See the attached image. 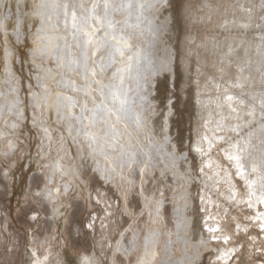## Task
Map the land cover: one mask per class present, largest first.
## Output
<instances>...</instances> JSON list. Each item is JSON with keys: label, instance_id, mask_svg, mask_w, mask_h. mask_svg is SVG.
Returning a JSON list of instances; mask_svg holds the SVG:
<instances>
[{"label": "rangeland", "instance_id": "obj_1", "mask_svg": "<svg viewBox=\"0 0 264 264\" xmlns=\"http://www.w3.org/2000/svg\"><path fill=\"white\" fill-rule=\"evenodd\" d=\"M54 1L0 0V264H264V0Z\"/></svg>", "mask_w": 264, "mask_h": 264}, {"label": "bare ground", "instance_id": "obj_2", "mask_svg": "<svg viewBox=\"0 0 264 264\" xmlns=\"http://www.w3.org/2000/svg\"><path fill=\"white\" fill-rule=\"evenodd\" d=\"M33 1H34V0H33ZM29 2H30V1H29ZM39 2H40V1H39ZM46 2H47V1H46ZM54 2H57V1L55 0ZM30 3H31V2H30ZM61 3H62V2H61ZM61 3H59V4H61ZM64 3H65V2H64ZM67 3H68V2H67ZM34 4H36V3H34ZM40 4H41V3H40ZM46 4H47V3H46ZM13 5H14V4H13ZM48 5H49V4H48ZM50 5H51V4H50ZM54 5H55V4H54ZM69 5H71V4H69ZM37 6H38V5H37ZM43 6H45V5H43ZM38 7H39V6H38ZM47 7H48V6H47ZM61 7H62V6H61ZM36 8H37V7H36ZM40 8H41V7H40ZM38 9H39V8H38ZM43 9H44V8H43ZM48 9H49V8H48ZM55 9H56V8H55ZM58 9H59V7H58ZM61 9H62V8H61ZM39 10H42V9H39ZM39 10H37V11H39ZM46 10H47V9H46ZM59 10H60V9H59ZM44 11H45V10H44ZM62 11H63V10H62ZM62 11H61V13H62ZM92 11H93V9H92ZM92 11H91V12H92ZM94 11H95V10H94ZM94 11H93V12H94ZM42 12H43V11H42ZM47 13H48V12H47ZM107 13H108V11H107ZM25 14H26V13H25ZM51 14H53V13H51ZM57 14H59V13H57ZM44 15H46V14L43 13V17H45V19H46L48 16L46 17V16H44ZM62 15H63V14H62ZM77 15H78V14H77ZM94 15H95V13H94ZM108 15H109V13H108ZM41 16H42V15H41ZM49 16H51V15H49ZM59 16H60V15H59ZM91 16H92V15H91ZM110 17H111V16H110ZM95 18H96V17H95ZM39 19H40V18H39ZM65 19H66V18H65ZM65 19L63 18L61 21L65 20ZM69 19H71V18H70V15H69ZM78 19H80V18H78ZM90 19H91V18H90ZM92 19H93V18H92ZM92 19H91V20H92ZM97 19H98V18H97ZM80 20H82V18H81ZM80 20H79V21H80ZM85 20H86V19H85ZM107 20H108V18H107ZM48 21H50V19H48ZM71 21H72V20H71ZM99 21H100V18H99ZM102 21H103V19H102ZM109 21H110V20H109ZM109 21H108V23H109ZM46 22H47V20H46ZM92 22H93V21H92ZM92 22H91V23H92ZM18 23H19V22H18ZM70 23H71V22H70ZM82 23H83V22H80L81 25H82ZM88 23H89V22H88ZM103 23H104V22H103ZM111 23H112V22H111ZM39 24H40V23H39ZM44 24H45V23H44ZM46 24H47V23H46ZM50 24H51V22H50ZM64 24H65V23H64ZM89 24H90V23H89ZM101 24H102V23H101ZM21 25H22V24H21ZM74 25H75V24H74ZM74 25H73V26H74ZM85 25H86V24L84 23V26H83V27H86ZM102 25H103V24H102ZM108 25H109V24H108ZM108 25H107V26H108ZM112 25H114V24L112 23ZM51 26H52V25H51ZM65 26H66V25H65ZM68 26H69V25H68ZM73 26H71V27H73ZM75 26H76V25H75ZM44 27H46V25H45ZM87 27H88V26H87ZM87 27H86V28H87ZM109 27H110V25H109ZM109 27H108V28H109ZM48 28H50V27H48ZM69 28H70V27H69ZM77 28H78V27H77ZM102 28H103V27H102ZM104 28H105V27H104ZM36 29H37V28H36ZM42 29H44V28H42ZM70 29H71V28H70ZM110 29H111V28H110ZM40 30H41V29H40ZM49 30H50V29H49ZM76 30H77V29H76ZM84 30H86V29H84ZM84 30H82L83 33H84ZM104 30H105V29H104ZM46 31H47V30H46ZM51 31H52V30H51ZM73 31H74V28H73ZM73 31H72V32H73ZM77 31H78V30H77ZM79 31H80V30H79ZM82 31H81V32H82ZM102 31H103V30H102ZM106 31H107V30H106ZM19 32H21V31H18V33H19ZM68 32H69V31H68ZM75 32H76V31H75ZM108 32H109V30H108ZM108 32H107V33H108ZM46 33H47V32H46ZM51 33H52V32H51ZM69 33H71V32H69ZM14 34H15V33H14ZM19 34H20V33H19ZM27 34H28V33H27ZM66 34H67V33H66ZM76 34H77V33H76ZM81 34H82V33H81ZM91 34H92V33H91ZM93 34H94V33H93ZM104 34H105V33H104ZM109 34H110V33H109ZM112 34H113V33H112ZM28 35H29V34H28ZM44 35H45V33H44ZM55 35H56V33H55ZM70 35H71V34H70ZM74 35H75V33H74ZM78 35H79V34H78ZM88 35H90V34L88 33ZM95 35H96V34H95ZM98 35H99V34H98ZM9 36H10V35H9ZM13 36H14V35H13ZM13 36H12V37H13ZM22 36H23V35H22ZM22 36H21V37H22ZM42 36H43V35H42ZM56 36H57V35H56ZM71 36H72V35H71ZM82 36H83V35H82ZM86 36H87V34H86ZM92 36H93V35H92ZM101 36H102V35H101ZM104 36H105V35H104ZM104 36H103V37H104ZM14 37H15V36H14ZM50 37H51V36H50ZM50 37H49V38H50ZM52 37H53V36H52ZM52 37H51V38H52ZM74 37H75V36H74ZM89 37H90V36H89ZM108 37H109V36H108ZM39 38H40V37H39ZM42 38H43V37H42ZM44 38H45V36H44ZM46 38H48V37H46ZM54 38H56V37H54ZM54 38H53V39H54ZM76 38H77V37H76ZM83 38H85V37H83ZM87 38H88V37H87ZM87 38H86V39H87ZM96 38H98V39L100 40V38H102V37H100V38H99V37H96ZM111 38H112V37H111ZM113 38H114V36H113ZM113 38H112V39H113ZM70 39H71V37H70ZM79 39H80V38H79ZM102 39H103V38H102ZM104 39L106 40V38H104ZM109 39H110V37H109ZM0 40H1V39H0ZM47 40H48V39H47ZM90 40H91V38H90ZM56 41H57V40H56ZM56 41H55V43H56ZM71 41H73V40H71ZM71 41H70V42H71ZM76 41H77V39H76ZM81 41H82V40H81ZM101 41H102V40H101ZM110 41H111V40H109V42H110ZM118 41H120V40H118ZM40 42H43V41H40ZM40 42L38 41V43H40ZM50 42H51V40H50ZM77 42H78V41H77ZM84 42H85V41H84ZM84 42H83V43H84ZM96 42H97V41H96ZM104 42H105V41H104ZM115 42H116V40H115ZM120 42H121V41H120ZM57 43H58V42H57ZM67 43H68V42H66V44H67ZM72 43H74V42H72ZM72 43H70V44H72ZM75 43H76V42H75ZM86 43H87V42H86ZM97 43H99V42H97ZM97 43H95V44H97ZM111 43H112V42H111ZM111 43H110V44H111ZM122 43H123V41H122ZM45 44H46V42H45ZM51 44H52V43H51ZM51 44H49V45H51ZM53 44H54V43H53ZM53 44H52V45H53ZM58 44H59V43H58ZM58 44H57V45H58ZM61 44H62V43H61ZM81 44H82V43H81ZM90 44H92V42H91ZM90 44H89V41H88V43L85 44L86 46H85V45H83V46H84V48H86L87 50H90V49L92 50V46H91ZM102 44H103V42H102ZM116 44H117V43H116ZM119 44H120V43H119ZM52 45H51V46H52ZM54 45L56 46V44H54ZM59 45H60V44H59ZM64 45H65V44H64ZM68 45H69V44H68ZM72 45H75V44H72ZM79 45H80V44H78V46H79ZM104 45H105V44H104ZM114 45H115V44H114ZM39 46H40V45H39ZM39 46H38V47H39ZM44 46H45V45H44ZM61 46H62V45H61ZM70 46H71V45H70ZM83 46H82V47H83ZM117 46H119V45H117ZM123 46H124V45H123ZM13 47H14V46H13ZM36 47H37V46H36ZM45 47H48V46H45ZM53 47H54V46H53ZM79 47H80V46H79ZM94 47H95V45H94ZM102 47H103V46H102ZM20 48H21V47H20ZM63 48H64V47H63ZM63 48H62V49H63ZM97 48H98V47H97ZM43 49H44V48H43ZM47 49H48V48H47ZM57 49H58V48H57ZM60 49H61V48H60ZM62 49H61V50H62ZM64 49H65V48H64ZM68 49H69V48H68ZM68 49H66V50H68ZM78 49H79V48H78ZM80 49H81V48H80ZM86 49H84V50H82V51H86ZM24 50H26V49H24ZM27 50H28V49H27ZM51 50H52V49H51ZM55 50H56V48L54 49V52H55ZM66 50H65V51H66ZM37 51H38V50H37ZM57 51H60V50H57ZM143 51H144V50H143ZM31 52H32V50H31ZM63 52H64V51H63ZM63 52H61V54H62ZM89 52H91V51H89ZM89 52H88V54H90ZM94 52H95V51H94ZM239 52H240V51H239ZM16 53H17V52H16ZM37 53H38V52H37ZM39 53H40V52H39ZM46 53H47V52H46ZM50 53H51V52H50ZM52 53H53V51H52ZM55 53H56V52H55ZM81 53H82V52H81ZM151 53H152V52H151ZM17 54H18V53H17ZM35 54H36V53H35ZM56 54H57V53H56ZM63 54H64V53H63ZM65 54H66V53H65ZM84 54H85V56H88L87 52L84 53ZM149 54H150V52H149ZM18 55L20 56L21 54H18ZM33 55H34V54H33ZM67 55H68V51H67ZM69 55H70V54H69ZM151 55H152V54H151ZM15 56H16V55H15ZM19 56H18V57H19ZM28 56H29V55H28ZM30 56H31V55H30ZM56 56H57V55H56ZM62 56H63V55H62ZM144 56H145V55H144ZM149 56H150V55H149ZM35 57H36V56H35ZM53 57H55L54 53H53ZM70 57L72 58V56H70ZM73 57H74V56H73ZM83 57H84V56H83ZM140 57H141V56H140ZM20 58H21V57H20ZM25 58H26V57H25ZM62 58H64V57H62ZM62 58H60V59H62ZM71 58H69V59H70V60H69L70 62H72V59H71ZM142 58H143V56H142ZM144 58H145V57H144ZM151 58H152V56H151ZM18 59H19V58H18ZM35 59H37V58H35ZM56 59H57V57H56ZM73 59H74V58H73ZM86 59H87V58H86ZM139 59H140V58H139ZM23 60H24V59H23ZM31 60H32V59H31ZM66 60H68V59H66ZM74 60H75L76 62H78L76 59H74ZM74 60H73V61H74ZM78 60H79V59H78ZM84 60H85V58H84ZM132 60H134V59H132ZM140 60H141V59H140ZM143 60H144V59H143ZM150 60H151V59H150ZM152 60H153V59H152ZM154 60H155V59H154ZM24 61H26V60H24ZM59 61H60V60H59ZM75 61H74V62H75ZM88 61L90 62V60H88ZM130 61H131V60H130ZM136 61H137V60H136ZM60 62H61V61H60ZM70 62H69V63H70ZM76 62H75V63H76ZM134 62H135V61H134ZM144 62H145V61H144ZM152 62H153V61H152ZM261 62H262V61H261ZM142 63H143V61H142ZM146 63H147V62H146ZM146 63H145V64H146ZM258 63H259V62H258ZM60 64H61V63H60ZM70 64H71V63H70ZM70 64H69V65H70ZM72 64H73V62H72ZM81 64H82V62H81ZM108 64H109V63H108ZM139 64H140V63H139ZM251 64H252V63H251ZM61 65H62V64H61ZM64 65H65V64H64ZM67 65H68V64H67ZM85 65H86V64H85ZM129 65H130V64H129ZM131 65H132V63H131ZM131 65H130V66H131ZM65 66H66V65H65ZM65 66H64V67H65ZM72 66H73V65H72ZM72 66H71V67H72ZM140 66H141V64H140ZM142 66H144V65H142ZM149 66H150V65H149ZM151 66H154V65H151ZM255 66H256V65H255ZM257 66H258V65H257ZM62 67H63V65H62ZM74 67H75V66H74ZM76 67H77V69H78L77 64H76ZM76 67H75V68H76ZM89 67H90V65H89ZM161 67H162V66H161ZM260 67H261V66H260ZM65 68H66V67H65ZM75 68H74V69H75ZM91 68H92V67H91ZM91 68H90V70H91ZM133 68H134V66H133ZM147 68H148V67H147ZM154 68H155V67H154ZM154 68H153V69H154ZM67 69H68V67H67ZM72 69H73V68H72ZM79 69H80V68H79ZM81 69H82V68H81ZM131 69H132V68H131ZM155 69H156V68H155ZM47 70H48V69H47ZM49 70H50V69H49ZM82 70H83V69H82ZM136 70H137V69H136ZM136 70H135V71H136ZM144 70H146V68L143 69V71H144ZM149 70H150V69H149ZM259 70H260V69H259ZM50 71H51V70H50ZM86 71H88V68L85 70V72H86ZM91 71H92V70H91ZM133 71H134V70H133ZM151 71H152V70H151ZM182 71H183V70H182ZM263 71H264V70H263ZM51 72H53V71H51ZM81 72H82V71H81ZM88 72H89V71H88ZM131 72H132V71H131ZM139 72H140V71H139ZM139 72H138V73H139ZM141 72H142V71H141ZM144 72H146V71H144ZM144 72H143V73H144ZM152 72H153V71H152ZM47 73H49V72H47ZM47 73H46V75H47ZM89 73H90V72H89ZM136 73H137V71H136ZM52 74H53V73H52ZM90 74H91V73H90ZM145 74H146V73H145ZM49 75H50V74H49ZM49 75H48V76H49ZM81 75H83V74L81 73ZM85 75H86V74H85ZM150 75H151V74H150ZM50 76H51V75H50ZM83 76H84V75H83ZM88 76H89V75H88ZM123 76H124V75H123ZM133 76H135V74H133ZM143 76H144V75H143ZM46 77H47V76H46ZM84 77H85V76H84ZM121 77H122V75H121ZM136 77H138V76H136ZM136 77H135V78H136ZM51 78H52V77H51ZM86 78H87V77H86ZM48 79H50V77H49ZM63 79H64V77H63ZM126 79H127V77H126ZM138 79H139V77H138ZM120 80H121V79H120ZM122 80H123V79H122ZM127 80H128V79H127ZM140 80H141V79H140ZM212 80H213V79H212ZM50 81H51V79H50ZM118 81H119V80H118ZM124 81H125V80H124ZM128 81H129V80H128ZM133 81H134V80H133ZM142 81H143V80H142ZM144 81H145V79H144ZM65 82H66V81H65ZM89 82H90V81H89ZM121 82H122V81H121ZM125 82H126V81H125ZM125 82H124V83H125ZM136 82H138V81L136 80ZM50 83H51V82H50ZM73 83H74V82H73ZM90 83H91V82H90ZM122 83H123V82H122ZM138 83H139V82H138ZM65 84H66V83H65ZM91 84H92V83H91ZM112 84H113V83H112ZM125 84H126V83H125ZM68 85H70V84H68ZM126 85H127V84H126ZM128 85H129V84H128ZM133 85H134V84H133ZM143 85H145V84H143ZM50 86H51V85H50ZM54 86H56V84H55ZM54 86H52L53 88H50V89H53V90H54ZM71 86H73V84H72ZM71 86H69V87H71ZM86 86H87V85H86ZM111 86H112V85H111ZM122 86H123V85H122ZM135 86H136V84H135ZM103 87H105V86H103ZM103 87H102V88H103ZM115 87H120V86L117 85V86H115ZM129 87H130V85H129ZM140 87H141V86H140ZM146 87H147V86H146ZM77 88L79 89V87H77ZM107 88H109V86H108ZM137 88H139L138 85H137ZM70 89H71V88H70ZM72 89H73V88H72ZM86 89H87V88H86ZM100 89H101V88H100ZM104 89H105V88H104ZM109 89H110V88H109ZM115 89H118V88H114L113 90H115ZM121 89H123V88L121 87ZM121 89H120V92H119V93H121ZM74 90H75V89H74ZM76 90H77V89H76ZM76 90H75V91H76ZM83 90H84V89H83ZM111 90H112V89H111ZM125 90H126V89H124V91H125ZM129 90H130V88H129ZM137 90H138V89H137ZM56 91H57V90H56ZM102 91H103V90H101L100 93H101ZM116 91H117V90H116ZM124 91H123V92H124ZM135 91H136V90H135ZM138 91H139V90H138ZM58 92H59V91H57V93H58ZM127 92L129 93V91H127ZM51 93H52V92H51ZM57 93H56V94H57ZM105 93H106V91H105ZM111 93H112V92H111ZM117 93H118V92H117ZM133 93H134V92H133ZM260 93H261V92H260ZM260 93H259V94H260ZM59 94H60V93H59ZM62 94H63V93H62ZM64 94H65V93H64ZM90 94H91V93H90ZM108 94H109V93H108ZM108 94H107V95H108ZM114 94H115V93H114ZM125 94H126V93H125ZM235 94H236V93H235ZM235 94H234V95H235ZM259 94H258V95H259ZM36 95H37V94H36ZM36 95H35V96H36ZM100 95H101V94H100ZM107 95H106L105 97H107ZM122 95H124V94H122ZM136 95H138V94H136ZM46 96H47V95H46ZM66 96H67V95H66ZM111 96H112V94H111ZM139 96H140V95H139ZM139 96H137V97H139ZM239 96H240V95H239ZM41 97H42V96H41ZM51 97H52V96H51ZM59 97H60V95H59ZM63 97H64V96H63ZM130 97H131V96H130ZM130 97H129V98H130ZM145 97H146V96H145ZM145 97H141V98H145ZM252 97H253V96H252ZM52 98H53V97H52ZM73 98L75 99V97H73ZM113 98H116V97H113ZM113 98H112V99H113ZM120 98H121V96H120ZM122 98H123V97H122ZM131 98H132V97H131ZM147 98H148V97H147ZM233 98H234V97H233ZM248 98H249V97H248ZM257 98H258V97H257ZM50 99H51V98H50ZM103 99H104V98H103ZM108 99H110V96H109ZM117 99H118V97H117ZM139 99H140V97H139ZM125 100H127V99L125 98ZM125 100L121 99V101H120V106H121L122 108H123V107H125V108L128 107V106H126V105H127V102H126ZM141 100H142V99H141ZM242 100H243V99H242ZM39 101H40V100H39ZM62 101H63V100H62ZM68 101H69V100H68ZM71 101H72V100H71ZM103 101H104V100H103ZM105 101H106V99H105ZM108 101H110V100H108ZM129 101H130V100H129ZM262 101H263V100H262ZM36 102H37V101H36ZM69 102H70V101H69ZM74 102H75V101H74ZM112 102H113V101H112ZM116 102H117V101H116ZM116 102H115V103H116ZM135 102H136V101H135ZM61 103H62V102H61ZM106 103H108V102H106ZM231 103H232V102H231ZM244 103H245V101H244ZM71 104H72V103H71ZM257 104H258V103H257ZM257 104H256V105H257ZM98 105H99V104H98ZM100 105H101V103H100ZM109 105H110V104H109ZM116 105H118V103H117ZM178 105H179V104H178ZM202 105H203V104H202ZM131 106H132V105H131ZM252 106H253V105H252ZM260 106H261V105H259V107H260ZM61 107H62V105H61ZM70 107H71V105H70ZM72 107H73V106H72ZM96 107H97V106H96ZM121 107H120V108H121ZM262 107H263V106H262ZM106 108H107V107H106ZM114 108H115V107H113V109H114ZM122 108H121V109H122ZM125 108H124V110H125ZM130 108H131V107H130ZM49 109H50V108H49ZM56 109H57V108H56ZM92 109H93V108H92ZM107 109H108V108H107ZM109 109H110V108H109ZM127 109H128V108H127ZM59 110H60V109H59ZM95 110H96V109H95ZM119 110H120V109H119ZM122 110H123V109H122ZM130 110H131V109H130ZM262 110H263V109H262ZM54 111H55V108H54ZM64 111H65V110H64ZM71 111H72V110H71ZM96 111H97V110H96ZM96 111H95V112H96ZM98 111H100V110L98 109ZM98 111H97V113H98ZM113 111H114V110H113ZM126 111H127V110H126ZM128 111H129V110H128ZM58 112H59V111H58ZM61 112H62V111H61ZM84 112H85V111H84ZM107 112H108V111H107ZM119 112H120V111H119ZM52 113H53V112H52ZM68 113H69V112H68ZM91 113H92V111H91ZM91 113H90V114H91ZM97 113H96V114H97ZM100 113H101V112H100ZM100 113H99V114H100ZM102 113H103V112H102ZM102 113H101V114H102ZM113 113H114V112H113ZM113 113H112V114H113ZM117 113H118V112H117ZM123 113H124V112H123ZM127 113H128V112H127ZM127 113H126V115H128ZM131 113H132V110H131ZM134 113H135V112H134ZM134 113H133V114H134ZM262 113H263V112H262ZM62 114L65 115V112L62 113ZM72 114H73V113H72ZM103 114H105V113H103ZM118 114H119V113H118ZM118 114H116V115H114V116L116 117ZM120 114H122V112H121ZM260 114H261V113H260ZM79 115H80V114H79ZM81 115H82V114H81ZM91 115L93 116V114H91ZM97 115H98V114H97ZM97 115H96V116H97ZM105 115H106V114H105ZM65 116H66V115H65ZM69 116H70V115H69ZM94 116H95V115H94ZM111 116H112V115H111ZM114 116H113V117H114ZM124 116H125V114H124ZM124 116H123V118H124ZM135 116H136V115H135ZM67 117H68V116H67ZM67 117H66V118H67ZM78 117H79V116H78ZM82 117H84V116H82ZM113 117H112V118H113ZM132 117H133V115H132ZM175 117H176V116H175ZM68 118H69V117H68ZM68 118H67V119H68ZM92 118H93V117H92ZM94 118H95V117H94ZM100 118H101V116H100ZM100 118H99V115H98V119H99V121H100ZM112 118H111V119H112ZM121 118H122V117H121ZM121 118H119V120H120ZM127 118H129V117H127ZM130 118H131V117H130ZM135 118H136V117H135ZM135 118H134V120H135ZM140 118H141V117H140ZM261 118H262V117H261ZM96 119H97V118H96ZM98 119H97V120H98ZM104 119H105V118H104ZM106 119H107V118H106ZM106 119H105V120H106ZM115 119H116V118H115ZM138 119H139V118H137V120H138ZM254 119H255V118H254ZM80 120H81V119L79 118V121H80ZM91 120H92V119H91ZM124 120H125V121H128V119L126 120V116H125V119H124ZM132 120H133V119H132ZM132 120H130V121H132ZM93 121H94V120H92V122H93ZM109 121H110V120H109ZM112 121H113V120H112ZM112 121H111V122H112ZM114 121H115V120H114ZM120 121H121V120H120ZM86 122H87V121H86ZM104 122H105V121H104ZM128 122H129V121H128ZM136 122H137V121H136ZM95 123H96V121H95ZM130 123H131V122H130ZM262 123H263V122H262ZM90 124H91V123H90ZM90 124H89V126H90ZM105 124H106V122H105ZM108 124H109V123H108ZM137 124H138V123H137ZM250 124H251V123H250ZM250 124H249V125H250ZM239 125H240V124H239ZM110 126H111V125H110ZM110 126H109V127H110ZM93 127H94V126H93ZM109 127H108V128H109ZM233 127H235V126H233ZM262 128H263V127H262ZM90 129H91V127H90ZM106 129H107V128H106ZM111 129H113L112 126L110 127V130H111ZM91 130H92V129H91ZM254 130H255V129H254ZM107 131H109V129H108ZM107 131H106V132H107ZM112 131H113V130H112ZM245 131H247V130H245ZM255 131H256V130H255ZM88 132H89V131H88ZM109 132H110V131H109ZM239 132H240V131H239ZM251 132H252V131H251ZM92 133H93V132H92ZM107 133H108V132H107ZM111 133H112V132H111ZM85 134H86V131H85ZM114 134H115V133H114ZM245 134H246V133H245ZM250 134H251V133H250ZM260 134H261V133H260ZM260 134H259V135H260ZM90 135H91V134H90ZM105 135H107V134H105ZM116 135H117V134H116ZM204 135H205V134H204ZM247 135H248V134H247ZM257 135H258V134H257ZM86 136H87V135H86ZM109 136H110V133H109ZM263 136H264V135H263ZM88 137H89V136H88ZM91 137H92V136H91ZM107 137H108V135H107ZM110 137H111V136H110ZM112 137H113V136H112ZM100 138H101V137H100ZM105 138H106V137H105ZM105 138H104V139H105ZM256 138H257V137H256ZM260 138H261V137H260ZM111 139H112V138H111ZM237 139H238V138H237ZM89 140H90V139L88 138L87 141H89ZM102 140H103V139H102ZM112 140H114V138H113ZM249 140H250V139H249ZM254 140H255V139H254ZM256 141H257V140H256ZM92 142H93V141H92ZM111 142H112V141H111ZM236 142H237V141H236ZM262 142H263V141H262ZM234 143H235V142H234ZM247 143H248V142H247ZM259 143H260V142H259ZM89 144H90V143H89ZM109 144H110V143H109ZM243 144H244V143H243ZM91 145H92V144H91ZM210 145H211V144H210ZM88 146H89V145H88ZM241 146H242V145H241ZM94 147H95V146H94ZM123 147H124V146H123ZM162 147H163V146H162ZM89 148H90V147H89ZM92 148H93V147H92ZM140 148H141V147H140ZM97 149H98V148H97ZM99 149H100V148H99ZM145 149H146V148H145ZM147 149H148V148H147ZM151 149H152V148H151ZM160 149H161V147H160ZM259 149H260V148H259ZM93 150H94V148H93ZM100 150H101V149H100ZM100 150H99V151H100ZM148 150H149V149H148ZM148 150H147V151H148ZM248 150H249V149H248ZM125 151H126V150H125ZM152 151H153V150H152ZM232 151H233V150H232ZM234 151H235V150H234ZM256 151H257V150H256ZM261 151H262V150H261ZM95 152H96V151H95ZM150 152H151V151H150ZM159 152H160V151H159ZM252 152H253V151H252ZM101 153H102V152H101ZM145 153H146V151H145ZM166 153H167V152H166ZM104 154H106V153H104ZM104 154H103V155H104ZM126 154H127V153H126ZM131 154H132V153H131ZM246 154H247V153H246ZM99 155H100V154H99ZM103 155H101V156H103ZM123 155H124V154H123ZM128 155H129V154H128ZM128 155H127V156H128ZM160 155H161V154H160ZM234 155H235V154H234ZM253 155H254V154H253ZM107 156H108V155H107ZM143 156H144V155H143ZM204 156H205V155H204ZM104 157H106V156L104 155ZM205 157H207V156H205ZM108 158H109V157H108ZM105 159H107V158H105ZM117 159H119V158H117ZM126 159H127V158H126ZM126 159H125V160H126ZM239 159H240V158H239ZM110 161H111V160H110ZM112 162H113V160H112ZM116 162H117V161H116ZM124 162H125V161H124ZM113 163H114V162H113ZM117 163H118V162H117ZM110 165H111V163H110ZM112 165H113V164H112ZM112 165H111V166H112ZM129 165H131V164H129ZM115 166H116V165H115ZM121 166H122V165H121ZM113 167H114V166H113ZM239 167H240V166H239ZM168 168H169V167H168ZM111 169H113V168H111ZM115 170H116V169H115ZM253 170H254V169H253ZM253 172H254V171H253ZM256 172H257V171H256ZM69 174H70V173H69ZM67 176H68V175H67ZM253 177H254V176H253ZM70 179H71V178H70ZM71 180H72V179H71ZM253 180H254V178H253ZM260 180H261V179H260ZM255 181H256V180H255ZM253 182H254V181H253ZM251 183H252V182H251ZM199 185H200V184H199ZM255 186H257V185H255ZM255 188H256V187H255ZM259 194H260V193H259ZM261 194H262V193H261ZM253 198H254V197H253ZM251 203H252V202H251ZM253 204H254V203H253ZM147 237H148V236H147ZM147 237H146V238H147ZM147 239H148V238H147ZM150 239H151V238H150ZM148 241H149V240H148ZM145 242H147V240H146ZM152 242H153V241H152ZM149 243H150V242H149ZM153 243H154V242H153ZM145 244H146V243H145ZM153 245H155V244H153ZM148 247H151V249L153 248L152 246H148ZM147 249H148V248H147ZM148 250H150V249H148ZM152 250H153V249H152ZM153 251H154V250H153ZM153 251H152V252H153ZM150 254H151V253H150ZM143 255H144V254H143ZM145 255H146V254H145ZM151 255H152V254H151ZM148 256H150V255H148ZM143 257H144V256H143ZM144 258H145V257H144ZM144 258H142V259H144ZM149 258H150V257H149ZM149 258H148V259H149ZM144 260H145V259H144ZM146 260H147V259H146Z\"/></svg>", "mask_w": 264, "mask_h": 264}, {"label": "snow or ice", "instance_id": "obj_3", "mask_svg": "<svg viewBox=\"0 0 264 264\" xmlns=\"http://www.w3.org/2000/svg\"><path fill=\"white\" fill-rule=\"evenodd\" d=\"M56 6L57 7H61V5H56ZM62 7H63L64 15H65V18H66L65 23H67V17L70 14L71 18H72V22H73V24H75L77 16H76V12H75L73 6H70L69 4L65 3V4L62 5ZM81 7H82V5H81ZM98 7H100L99 4H94L93 5V8H98ZM119 7H121V5L117 4L115 2V0H104L103 8L105 9V13L106 14H107V11L109 9L116 10Z\"/></svg>", "mask_w": 264, "mask_h": 264}]
</instances>
